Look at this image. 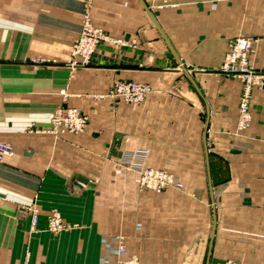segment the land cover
I'll list each match as a JSON object with an SVG mask.
<instances>
[{"label":"crops","instance_id":"1","mask_svg":"<svg viewBox=\"0 0 264 264\" xmlns=\"http://www.w3.org/2000/svg\"><path fill=\"white\" fill-rule=\"evenodd\" d=\"M86 12L135 45L102 42L74 65ZM237 37L264 73V0H0V142L14 149L0 162V264H116L120 244L140 264H213L236 258L232 226L264 250V87L239 130L243 83L217 72ZM119 81L152 91L99 98ZM59 108L85 130H54ZM131 158L177 186L143 190ZM53 211L73 228L49 231Z\"/></svg>","mask_w":264,"mask_h":264},{"label":"built area","instance_id":"2","mask_svg":"<svg viewBox=\"0 0 264 264\" xmlns=\"http://www.w3.org/2000/svg\"><path fill=\"white\" fill-rule=\"evenodd\" d=\"M109 40L105 32L96 28L91 23L88 16L84 17L82 30L79 37L72 47V59L74 65L80 68L89 67L92 57L98 46L102 42ZM116 43L126 45L124 40H117ZM228 52L217 70L229 78L240 80L243 83V91L239 104L238 129L246 130L251 120L250 101L254 87H264V73L256 72L250 63V55L253 51V41L246 37H237L229 42ZM116 92L121 93L126 101L142 102L149 89L139 83H122L117 87ZM88 124V117L79 109L59 108L52 117L54 130H61L68 133L79 134L85 130ZM14 149L11 145L0 142V162L13 156ZM129 171L139 173V183L143 190L161 191L171 187L174 184V178L171 174L157 169L139 167L134 164L133 158L130 161H124ZM37 218H33V225H36ZM72 225H67L59 212L53 211L48 217V229L53 233H59L63 230L72 229ZM115 253L120 257L116 264H140L138 255H132L128 259L121 258L125 253V247L120 244ZM213 264H236L231 261L216 262Z\"/></svg>","mask_w":264,"mask_h":264},{"label":"rangeland","instance_id":"3","mask_svg":"<svg viewBox=\"0 0 264 264\" xmlns=\"http://www.w3.org/2000/svg\"><path fill=\"white\" fill-rule=\"evenodd\" d=\"M153 1V0H152ZM87 10H88V8H87ZM85 16H88V18L90 19V21H91V18H90V16H89V13L88 12H86V15ZM84 16V17H85ZM102 30V29H101ZM106 34V33H105ZM107 35V34H106ZM108 36V35H107ZM109 37V36H108ZM117 40H122V39H111L110 37H109V40H107L106 42L107 43H112V44H114V45H118V46H133V45H135V43L136 42H134V41H132V42H130V44H129V42H127V44L126 45H120L119 43H116L115 41H117ZM125 41V40H124ZM92 62V61H91ZM91 65V64H90ZM89 65V66H90ZM87 68V67H86ZM184 66L182 67V70H184ZM84 69V68H83ZM124 84V83H138V82H133V81H119V82H117L113 87H112V89L108 92V93H106V94H103V95H100L99 96V98H104V97H109V98H111V99H122L125 103H135V104H137V103H141V102H129V101H126V99L124 98V96L121 94V93H118V92H116V90H117V87H118V85L119 84ZM139 84H143V85H145L148 89H149V92L147 93V95L152 91V89H151V87H150V85H148V84H144V83H139ZM147 95H146V97L144 98V100L147 98ZM143 100V101H144ZM142 101V102H143ZM139 175V174H138ZM172 175V174H171ZM173 176V178H174V184L171 186V187H169V188H167V189H170V188H174V187H176L177 186V181H176V178L174 177V175H172ZM140 177V176H139ZM150 191H154V190H150ZM233 227V226H232ZM229 228V227H226L227 229H221V231H223V232H225V231H227L228 233L225 235V238L226 239H231L232 241L234 240V239H238V244H239V246H238V249L236 248L235 249V257L236 258H234V257H229V258H226L225 260H222L221 262H226V261H231V262H233V263H236V264H254L255 263V261L257 260V258L258 259H260V261L262 260V259H264V250H258V249H256L255 247H256V245H263V244H260L259 242H257L256 240H255V238H257V237H255V235H252L251 233H249L248 231H249V229H246L245 231V233H242V234H240L239 232H237V233H234L235 232V229H233V228ZM239 237H241V238H239ZM240 240L242 241V242H240ZM235 259V260H234ZM260 263V262H259ZM264 263V262H263ZM262 263V264H263Z\"/></svg>","mask_w":264,"mask_h":264},{"label":"water","instance_id":"4","mask_svg":"<svg viewBox=\"0 0 264 264\" xmlns=\"http://www.w3.org/2000/svg\"><path fill=\"white\" fill-rule=\"evenodd\" d=\"M77 181L80 182V183H83V184H88L87 179L82 178V177H77Z\"/></svg>","mask_w":264,"mask_h":264},{"label":"bare ground","instance_id":"5","mask_svg":"<svg viewBox=\"0 0 264 264\" xmlns=\"http://www.w3.org/2000/svg\"><path fill=\"white\" fill-rule=\"evenodd\" d=\"M97 28V27H96Z\"/></svg>","mask_w":264,"mask_h":264}]
</instances>
